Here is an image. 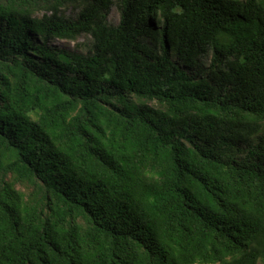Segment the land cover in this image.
Returning <instances> with one entry per match:
<instances>
[{
    "label": "trees",
    "instance_id": "16d2710c",
    "mask_svg": "<svg viewBox=\"0 0 264 264\" xmlns=\"http://www.w3.org/2000/svg\"><path fill=\"white\" fill-rule=\"evenodd\" d=\"M0 264H264V0H0Z\"/></svg>",
    "mask_w": 264,
    "mask_h": 264
},
{
    "label": "rangeland",
    "instance_id": "374dc122",
    "mask_svg": "<svg viewBox=\"0 0 264 264\" xmlns=\"http://www.w3.org/2000/svg\"><path fill=\"white\" fill-rule=\"evenodd\" d=\"M67 14H70V11H68ZM119 20H120V10L117 7V5H114L110 12L109 21L117 25L119 23ZM79 42L86 45L90 44V40H88L87 38H81ZM69 45L71 48L74 47V43H69ZM86 49H87L86 47L82 48L83 51H86Z\"/></svg>",
    "mask_w": 264,
    "mask_h": 264
}]
</instances>
